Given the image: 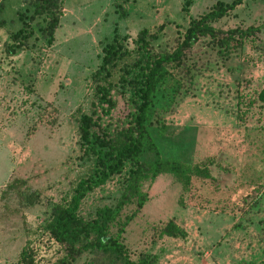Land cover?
Returning a JSON list of instances; mask_svg holds the SVG:
<instances>
[{"label":"rangeland","instance_id":"374dc122","mask_svg":"<svg viewBox=\"0 0 264 264\" xmlns=\"http://www.w3.org/2000/svg\"><path fill=\"white\" fill-rule=\"evenodd\" d=\"M70 1L63 3L69 10L82 6L83 0ZM116 1L120 0L85 3L77 10L83 18L79 24L71 15L62 18L49 48L32 24L30 47L8 56L4 44L20 26L18 15H27L28 0H0L4 20L0 27V125L16 127V178L25 180L23 193L37 196L34 203L23 205L12 192L2 195L6 151L1 145L0 264H13L27 242L39 245L36 264H49L60 257L55 245L45 243L40 227L51 206L66 198L90 168L89 161L80 159L76 120L88 113L101 46L110 41L116 28L118 38L125 39L121 40L123 48L130 49L123 35L133 36L142 25L151 33L155 22L161 21L154 18L158 10L148 14L152 17L147 21L126 17L118 6L124 3ZM180 16L176 14L171 25L157 32L153 46L171 43L176 31L173 24L179 30L185 25ZM253 49L261 65L243 67L246 72L254 68L250 77L234 64L240 50L224 56L201 39L189 55L200 71L195 84L176 93L170 91L168 81L158 88L148 132L161 158L180 160L190 168L213 166L218 173L231 171L235 183L219 188L215 180L193 179L184 190L168 175L143 183L141 190L148 200L122 236L131 259L143 251L155 255L154 264H264V104L256 98L264 85V44ZM132 58V54L124 56L109 67L108 80L115 82L118 69ZM160 125L165 129L160 131ZM196 133L205 144L198 148L189 144ZM257 172H263L262 176L257 177ZM122 178L114 176L88 193L80 213L87 215L94 207L112 204ZM168 219L184 231L183 239L157 236V228ZM90 257L84 252L72 264H82Z\"/></svg>","mask_w":264,"mask_h":264},{"label":"trees","instance_id":"16d2710c","mask_svg":"<svg viewBox=\"0 0 264 264\" xmlns=\"http://www.w3.org/2000/svg\"><path fill=\"white\" fill-rule=\"evenodd\" d=\"M189 0H184L187 6ZM242 0L215 1L204 12L185 19L179 30L177 24L169 45L160 48L157 32H162L166 22L157 25L153 32L142 28L134 35H123L132 47L123 48L124 38L112 30L110 41L101 46L99 64L92 75L93 91L88 103V113L76 120V136L80 159L89 161L88 173L79 178L68 196L55 203L48 218L40 227L45 243L55 245L60 257L49 264H72L82 253L91 257L82 264H154L156 257L139 252L135 259L123 244L125 228L148 200L141 190L143 183L151 184L162 176H170L181 189L188 190L192 180H213L206 167L190 168L177 159L161 158L158 147L148 132L153 99L160 86L170 82L168 88L176 93L195 84L200 74L195 63L189 61L193 46L201 39L215 48L217 54L229 56L246 41L257 39L263 23L249 26L220 27ZM61 0H28L27 15H18L20 26L9 34L4 44L8 56L30 47L32 24L39 37L50 46L54 32L59 27ZM184 5V6H185ZM2 5L0 4V13ZM185 18L187 9L181 8ZM4 20L0 18V27ZM132 54V61L118 69L115 82L108 80L109 67L124 56ZM264 104V85L256 94ZM160 131L165 129L159 126ZM163 128V129H161ZM123 175L120 190L110 205L97 206L87 215L80 213V204L88 193L103 186L114 176ZM2 195L13 193L23 203L37 200L34 193H23L25 180L10 175L3 184ZM132 208L126 212V208ZM157 236L183 239L185 233L168 219L157 228ZM39 245L27 242L19 251L13 264H36Z\"/></svg>","mask_w":264,"mask_h":264},{"label":"crops","instance_id":"0c3cea01","mask_svg":"<svg viewBox=\"0 0 264 264\" xmlns=\"http://www.w3.org/2000/svg\"><path fill=\"white\" fill-rule=\"evenodd\" d=\"M22 1V0H21ZM76 0H71L70 3L74 4ZM90 1L94 0H83L81 5L76 6L77 8H71L70 10L64 6L63 3H65V0H61V15L59 18V27L62 24L61 20L62 18H67L68 15H71V18H74L77 23H81L83 21V18L80 14L79 11L83 5L86 3L89 5ZM105 2H112L113 0H101ZM184 0H120L116 2H123L124 4H120V6L124 11H125V16L129 17L132 16L133 18H138L139 20L145 21L146 18H151L152 16L148 17V14L150 15L153 11L158 10V18L160 17L161 21L155 22V26L160 25L162 23H167L166 25H171L173 21H171V18L175 17L176 14L179 13V16L181 14V8H182V3ZM215 1H222V2H229L231 0H189L188 5H187V15L185 16V19L192 18L198 14H201L204 12L211 4H213ZM122 5V6H121ZM125 5V6H124ZM159 8V9H157ZM176 10H173V9ZM83 9V8H82ZM173 10V11H172ZM193 11V12H192ZM192 13V14H191ZM182 15V14H181ZM181 17V16H180ZM163 19V20H162ZM71 24L73 25L75 22L70 21ZM228 27H232L234 25L238 26H249L253 24H258V23H263L264 25V0H242L241 4L227 17L225 18V21ZM135 23V22H131ZM130 23V24H131ZM142 24V23H139ZM174 25V24H173ZM153 27V26H152ZM145 28L148 29V27H145L142 25L141 28H138V30ZM136 30V31H138ZM135 31V32H136ZM258 44H264V27L260 29V32L257 35V39H254L252 41L244 42L241 46L240 49V54L238 58L234 61V64H236V67H238V70H241L244 75L252 77L253 75H250L249 72L252 73L253 69H250L248 72L243 69V67L247 66H252L256 67L258 65H261L257 63V58L255 57L254 53V47L257 46ZM50 46H48L49 48ZM17 55V54H16ZM233 61H228L226 66L230 65ZM259 67V66H258ZM255 80V79H254ZM257 82V81H255ZM186 117L189 115H185ZM189 118V117H188ZM182 120L179 121L178 125H180ZM2 124V123H1ZM193 128V126H189V128ZM195 128V127H194ZM200 128L197 127L195 131H198ZM0 146L4 145V149L6 151V155L4 156L5 158V181L8 179L10 175H15L16 176V127L14 124H3L0 125ZM204 138H201V135L199 133H196V136L190 141L189 144H192V147H197V146H202L205 145L203 142ZM231 139V138H230ZM198 148V147H197ZM213 166H207L208 174L210 177L216 181V184L218 185L219 188H223L224 186H228V188H231L235 181L231 179L234 173L227 172H217ZM262 173L257 172V177H261ZM161 178V177H160ZM163 178V177H162ZM159 180L156 181L158 183ZM193 181V180H192ZM164 240V239H163ZM163 240H160V242H164ZM158 243V246L163 247L162 244ZM157 247V246H156ZM159 247V248H160ZM206 246H204L205 248ZM217 248H221L217 247ZM161 249V248H160ZM158 250V254L160 253L161 250ZM164 250L162 249V252ZM250 250L244 251L245 254H248ZM254 253V252H252ZM164 254V253H163Z\"/></svg>","mask_w":264,"mask_h":264}]
</instances>
